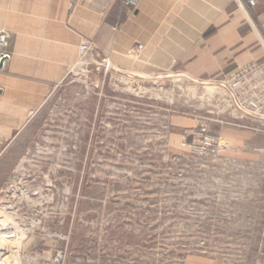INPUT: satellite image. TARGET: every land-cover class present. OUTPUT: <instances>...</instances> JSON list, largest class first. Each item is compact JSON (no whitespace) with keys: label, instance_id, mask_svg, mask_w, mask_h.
<instances>
[{"label":"rangeland","instance_id":"obj_1","mask_svg":"<svg viewBox=\"0 0 264 264\" xmlns=\"http://www.w3.org/2000/svg\"><path fill=\"white\" fill-rule=\"evenodd\" d=\"M90 47L0 129L6 264H264V120L228 94L236 71L138 72Z\"/></svg>","mask_w":264,"mask_h":264},{"label":"crops","instance_id":"obj_2","mask_svg":"<svg viewBox=\"0 0 264 264\" xmlns=\"http://www.w3.org/2000/svg\"><path fill=\"white\" fill-rule=\"evenodd\" d=\"M0 30L10 35L0 129H19L69 78L86 45L138 72L177 64L221 77L260 63L264 0H141L136 9L123 0H0ZM260 230L264 242V210Z\"/></svg>","mask_w":264,"mask_h":264},{"label":"built area","instance_id":"obj_3","mask_svg":"<svg viewBox=\"0 0 264 264\" xmlns=\"http://www.w3.org/2000/svg\"><path fill=\"white\" fill-rule=\"evenodd\" d=\"M246 1L252 7L257 4V0ZM140 2L141 0H123V5L136 9ZM9 37V33L0 30V70L2 62L8 59L6 50ZM90 51V45H86L80 54L86 57ZM226 90L229 95L242 98L240 110L242 109L244 114L264 120V63H253L236 71L228 81Z\"/></svg>","mask_w":264,"mask_h":264},{"label":"bare ground","instance_id":"obj_4","mask_svg":"<svg viewBox=\"0 0 264 264\" xmlns=\"http://www.w3.org/2000/svg\"><path fill=\"white\" fill-rule=\"evenodd\" d=\"M85 63V62H84ZM110 63V62H109ZM86 66V65H85ZM109 69V68H108ZM76 71V70H75ZM136 75V74H135ZM156 75V74H155ZM176 77V76H175ZM183 77V76H182ZM147 78V77H146ZM177 78V77H176ZM145 79V78H144ZM149 79V78H148ZM11 217V216H10ZM12 226V225H11ZM2 228H3V226H2ZM12 228V227H11ZM10 228V229H11ZM5 229V228H4ZM10 229H7L6 231L7 232H5V233H1L0 232V264H6V257H7V254H8V252L7 253H5V251H7V249L8 248H6V246H5V244L4 243H2V237L3 238H7V235L9 234V231H10ZM13 232V231H12ZM10 233V234H13V233ZM3 234H5L6 235V237L3 235ZM15 234V233H14ZM3 235V236H2ZM24 235V234H23ZM10 236V235H9ZM13 238V237H12ZM7 243V242H6ZM8 247V246H7ZM10 248V247H9ZM12 249V248H11ZM11 251H14L13 249L11 250ZM10 251V252H11ZM12 256V255H11Z\"/></svg>","mask_w":264,"mask_h":264},{"label":"water","instance_id":"obj_5","mask_svg":"<svg viewBox=\"0 0 264 264\" xmlns=\"http://www.w3.org/2000/svg\"><path fill=\"white\" fill-rule=\"evenodd\" d=\"M4 62H5V61L2 62V64H1V68H3Z\"/></svg>","mask_w":264,"mask_h":264}]
</instances>
